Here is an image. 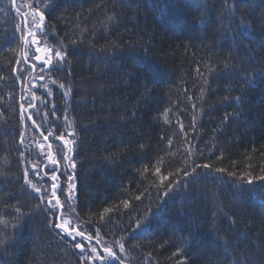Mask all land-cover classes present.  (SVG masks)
Segmentation results:
<instances>
[{
	"label": "trees",
	"instance_id": "16d2710c",
	"mask_svg": "<svg viewBox=\"0 0 264 264\" xmlns=\"http://www.w3.org/2000/svg\"><path fill=\"white\" fill-rule=\"evenodd\" d=\"M33 2L16 5L28 13ZM231 7L236 16L229 18ZM201 11L205 22L194 27ZM16 13L11 0H0V219L9 221L10 236L0 264H82L80 250L49 227L51 217L24 185L19 155L47 165L51 143L63 163L66 149L54 137L69 131L77 142L76 189L64 217L86 235L99 228L109 245L123 237L125 251L114 247V264H264V186L227 174H264V0H55L40 46H63L70 55L61 70L31 76L17 65L24 45ZM238 32L242 44L233 39ZM21 103L34 105L35 126L25 120L21 127ZM194 161L225 172L197 169L185 187L182 170L191 172ZM157 167L181 180L168 198L153 175ZM28 168L33 183L51 184ZM16 206L27 215L12 221L5 213L15 215ZM150 213L149 230L129 239L137 219ZM84 243L103 247L95 238Z\"/></svg>",
	"mask_w": 264,
	"mask_h": 264
},
{
	"label": "snow or ice",
	"instance_id": "6c2138e0",
	"mask_svg": "<svg viewBox=\"0 0 264 264\" xmlns=\"http://www.w3.org/2000/svg\"><path fill=\"white\" fill-rule=\"evenodd\" d=\"M42 0H34L33 3L26 5L30 12L24 13L21 12L20 8L16 5V0H11V7L17 11L19 15L24 16V22L23 26L16 25V31L20 33V40L22 41L25 51L23 54V59L17 60V65L27 64L30 68H32L33 71H38V73H45V74H52L59 70H61L62 64L66 61L68 55L70 53L67 51L66 47L60 46L57 48H42L40 46V42L42 38H47L50 33L48 31V24H47V16L50 14L51 10L53 9L55 5V0H48L47 3L44 4V7L41 8ZM227 2V0H226ZM227 15L229 18L236 16V9L235 7L226 8ZM204 12L201 11V15L199 18H197L196 21H194V27L199 24H203L204 21ZM108 20H113L112 16L108 17ZM221 26L222 28H225L223 20H221ZM241 29H246L247 26L241 22L240 24ZM225 30H227L225 28ZM243 35V32H238L237 35L233 36L234 40H239V37ZM31 38V40H29ZM246 38V37H245ZM73 44L76 43V41H72ZM239 43L242 44L243 41L239 40ZM35 47V53H30L27 51L28 48ZM40 53H43L41 55ZM35 60L37 64H31L30 61ZM227 67V64L225 65ZM13 71H17V69H13ZM19 71L21 73L27 71V69L20 68ZM199 71V69H197ZM211 72L212 69H209ZM20 76H17V79H20ZM0 79H3V77H0ZM39 79L43 80L45 79V75H39ZM55 82V81H53ZM139 83V81H137ZM207 83V81H205ZM251 83V81H250ZM32 87L35 88L36 84L33 83ZM61 89H65V85L61 83L59 85ZM145 90H148V83L145 82L141 85ZM51 94V93H50ZM65 97L69 95V92L67 90L64 91ZM32 99L35 100L36 96L35 94L32 95ZM225 99H229L228 97H225ZM20 100L24 101L25 96L21 95ZM235 101L237 104L243 103V98L241 96H236ZM28 107H34V105L29 104ZM53 115H55V110H53ZM230 115V114H228ZM228 115L225 116V121L228 119ZM238 115V114H237ZM132 116L135 117V113H132ZM25 120H32V114L28 112V108L25 107L23 103L20 104V121H21V127H26ZM35 126V122H33ZM194 126V125H193ZM183 127V126H181ZM53 133L49 132L48 135L44 136V140L48 141L49 136H52ZM24 132H20V142L21 144L24 143ZM67 137L65 138L64 134H60L54 137L55 140H60L63 144L64 151L63 153V163L61 160L56 159L53 157V154L51 152L47 153L46 159L48 161L47 165H43L42 163L40 165L31 162L29 158L25 155L24 151H20V163L24 165V171H23V182L24 185H26L28 188L32 190L36 194V196L39 199V204L37 207H40L42 211H47L49 216L51 217L49 227L56 230V235H60L62 239L67 237V242L70 244L74 243V247L76 249L80 250L81 255V261L82 264H95V261H100L101 264H114V261L119 259L117 254L114 252V247H119L120 252L123 253L125 251V239L122 237L121 239L114 240L113 244L109 245L106 242L102 241V237L99 233V228L97 230V234L95 237L93 235H86L83 230H77L76 228H72L69 224L68 220L64 219V212L66 209H68L71 204V200L74 197V192L76 189V177L74 174V170L76 168V164L74 162L73 157L75 156V146H76V140L73 139L74 133L72 131H69L67 133ZM171 144V141H169ZM41 149H43L44 145L40 144L38 145ZM51 147V143L48 145ZM43 154V153H42ZM29 163H31V175L39 176L41 173H44L48 176V179L51 181V184H44L39 185V181L36 183H33L31 176H30V170L28 168ZM70 165V167H68ZM51 168L50 174L46 171V169ZM250 167V165H249ZM210 169L214 170L218 173L225 172L224 168L221 167H215L213 168L212 164L209 163H195L194 161V167H192V171L189 172L186 169L182 170L184 179V186L187 187L188 184V178H191L194 175H197V169ZM144 173H148L150 171L149 167L144 168ZM262 173H264V166H262ZM181 174V170H178L175 174L177 177H179ZM230 177H232L234 180H237L240 182V184H247V185H253L256 182H259L261 186H264V174L253 176L251 174H242L237 176L233 172L227 173ZM153 175L159 176V188L162 192V195L165 198H168L170 194L176 191V189L180 186L181 180L180 179H171V174L164 175L161 172V169L157 167L155 169V172ZM167 182V183H165ZM66 184V187H65ZM50 189V191H49ZM64 197L62 200L61 197ZM136 200H140L141 196L137 195L135 197ZM164 203H167V199H165ZM124 207L128 208L129 204L127 201L124 203ZM107 211V209L105 210ZM15 215H12L11 212H6L5 215H11L12 221H19L23 216L27 215L21 207L16 206L14 208ZM155 213H150L148 216H145L143 220H140L139 218L136 221L135 228L132 229V233L129 234V239H135V236L133 235L136 231L144 230L147 231L151 227V217L154 216ZM103 219V217H101ZM9 221H4L0 219V224H3V228L0 229V232L3 233L2 236H0V247H3L6 245L7 240L10 239V236L8 232L6 231ZM234 223V221H233ZM18 225L16 223H12L11 227L13 232L15 231L16 227ZM215 231V229H213ZM77 237H80L81 240L77 241ZM95 238L96 242L98 244H103V247L101 249H97V247L91 246V244H85L84 241L91 242ZM219 239V238H218ZM103 252L106 254L107 260L105 259V255H101L100 253ZM91 253V254H89ZM178 254V253H175Z\"/></svg>",
	"mask_w": 264,
	"mask_h": 264
},
{
	"label": "rangeland",
	"instance_id": "374dc122",
	"mask_svg": "<svg viewBox=\"0 0 264 264\" xmlns=\"http://www.w3.org/2000/svg\"><path fill=\"white\" fill-rule=\"evenodd\" d=\"M15 16L16 17H18V19H19V21H21V23H22V26H23V22H24V18L23 17H21L18 13H16L15 14ZM29 40H31V38H29ZM42 47V46H41ZM34 48V50H33V52L35 53V47H33ZM42 48H44V47H42ZM24 51H25V47H23V50H22V53H21V56H20V60L22 61V59H23V54H24ZM34 61V60H33ZM34 64H36L35 62H34ZM24 65H26L27 67H29V65H27V64H24ZM30 68V67H29ZM31 69V74H30V76L33 74V70H32V68H30ZM41 82H42V80H40ZM27 92H28V90H27V87H25L24 88ZM34 107H30V108H28V112H29V110L31 109H33ZM31 122H33L32 120H31ZM48 149H49V152H51L52 153V151H51V148L48 146ZM64 219H68V218H65L64 217Z\"/></svg>",
	"mask_w": 264,
	"mask_h": 264
},
{
	"label": "water",
	"instance_id": "95a60500",
	"mask_svg": "<svg viewBox=\"0 0 264 264\" xmlns=\"http://www.w3.org/2000/svg\"><path fill=\"white\" fill-rule=\"evenodd\" d=\"M41 55H43V53H40ZM34 62L37 64V62L34 60Z\"/></svg>",
	"mask_w": 264,
	"mask_h": 264
}]
</instances>
